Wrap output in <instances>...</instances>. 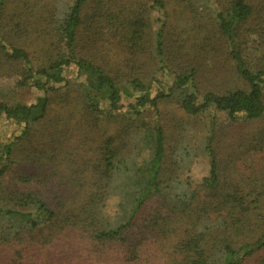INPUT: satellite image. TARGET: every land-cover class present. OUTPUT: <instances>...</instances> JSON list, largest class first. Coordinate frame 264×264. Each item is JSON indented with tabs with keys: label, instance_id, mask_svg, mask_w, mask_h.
<instances>
[{
	"label": "trees",
	"instance_id": "obj_1",
	"mask_svg": "<svg viewBox=\"0 0 264 264\" xmlns=\"http://www.w3.org/2000/svg\"><path fill=\"white\" fill-rule=\"evenodd\" d=\"M218 56L230 79L203 89ZM0 74L38 92L0 100L18 126L0 138V264L65 248L73 264H264V163L237 164L264 153V0H0ZM170 102L206 120L168 153ZM198 155L207 175L181 177Z\"/></svg>",
	"mask_w": 264,
	"mask_h": 264
},
{
	"label": "rangeland",
	"instance_id": "obj_2",
	"mask_svg": "<svg viewBox=\"0 0 264 264\" xmlns=\"http://www.w3.org/2000/svg\"><path fill=\"white\" fill-rule=\"evenodd\" d=\"M65 2H71L72 0H64ZM201 7V6H200ZM151 22H156V13L153 12L150 14ZM32 37V36H31ZM253 38H248L247 43L250 44ZM204 67L201 70L199 81L203 89H214V87L221 88L222 83H227L230 79V70H228L229 62L226 61L223 57L218 56L217 59H206L203 61ZM70 78H73L75 72L74 70H68ZM16 75L10 74L6 76L5 74H0V100H5L11 102L13 99L22 100L25 103L33 102L35 97L38 95L37 90L34 88H24L20 89L16 86ZM175 103V102H174ZM173 102L166 103L161 106L163 111V121H166L168 130H167V144L169 149L167 152H171L172 149L178 146L184 147L188 143V146L193 145L197 138L196 134L200 133L201 123L206 120L205 115H201L198 118H186L181 115L176 105ZM127 111V110H125ZM129 114V113H127ZM132 114H129L131 116ZM144 121L148 124L151 123L153 118V113L150 110H147L143 113ZM135 117V116H134ZM133 118V117H132ZM136 118V117H135ZM179 126V127H178ZM243 127H240L239 131L235 130L233 132L228 131L226 142L231 145L233 143V151L236 148V144L240 143L242 138L238 137L243 134ZM18 130V126L10 120L0 118V138L6 139ZM231 149V148H228ZM171 156L167 160L168 163H171L173 160ZM264 163V153L263 155H255L251 158V161H239L238 169L243 177L250 172L251 167L254 169L260 170L258 166ZM208 172V163L205 155L194 156L190 164L185 170L181 171V177L187 176L192 180H201L202 177L207 175ZM118 201L117 196H110L105 201V211L108 214H112L116 210V204ZM70 249H59L54 259L57 264H73V255L72 252H69ZM255 258L250 259L246 264H253Z\"/></svg>",
	"mask_w": 264,
	"mask_h": 264
}]
</instances>
